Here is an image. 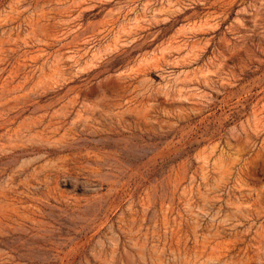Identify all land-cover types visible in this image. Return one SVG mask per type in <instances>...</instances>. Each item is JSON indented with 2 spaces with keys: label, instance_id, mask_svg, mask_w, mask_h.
Returning <instances> with one entry per match:
<instances>
[{
  "label": "rangeland",
  "instance_id": "374dc122",
  "mask_svg": "<svg viewBox=\"0 0 264 264\" xmlns=\"http://www.w3.org/2000/svg\"><path fill=\"white\" fill-rule=\"evenodd\" d=\"M0 264H264V0H0Z\"/></svg>",
  "mask_w": 264,
  "mask_h": 264
}]
</instances>
